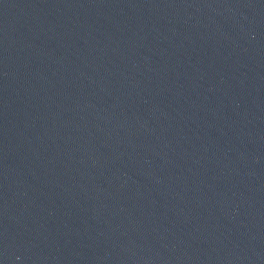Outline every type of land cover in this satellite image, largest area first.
Listing matches in <instances>:
<instances>
[{
    "label": "water",
    "instance_id": "95a60500",
    "mask_svg": "<svg viewBox=\"0 0 264 264\" xmlns=\"http://www.w3.org/2000/svg\"><path fill=\"white\" fill-rule=\"evenodd\" d=\"M0 264H264V0H0Z\"/></svg>",
    "mask_w": 264,
    "mask_h": 264
}]
</instances>
